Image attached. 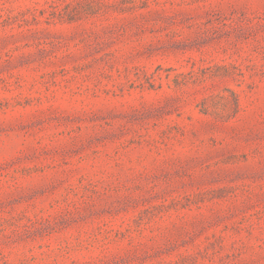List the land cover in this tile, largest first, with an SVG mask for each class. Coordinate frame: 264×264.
<instances>
[{"label":"rangeland","instance_id":"1","mask_svg":"<svg viewBox=\"0 0 264 264\" xmlns=\"http://www.w3.org/2000/svg\"><path fill=\"white\" fill-rule=\"evenodd\" d=\"M0 264H264V0H0Z\"/></svg>","mask_w":264,"mask_h":264}]
</instances>
